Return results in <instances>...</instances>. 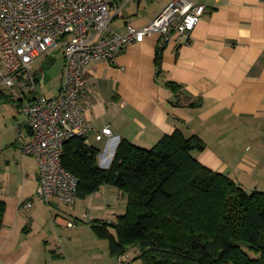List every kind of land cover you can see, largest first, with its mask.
Segmentation results:
<instances>
[{
	"label": "crops",
	"instance_id": "1",
	"mask_svg": "<svg viewBox=\"0 0 264 264\" xmlns=\"http://www.w3.org/2000/svg\"><path fill=\"white\" fill-rule=\"evenodd\" d=\"M151 1L115 0L109 28L124 33L127 24L141 27L171 0ZM193 1L204 5V13L189 43L176 35L166 40L154 33L113 60L95 59L84 67L79 105L86 142L99 150V164L107 167L121 140L150 148L179 129L205 143L202 151L193 153L203 165L246 191H264L258 187L264 186V0ZM55 48L62 53L61 39L49 51ZM168 81L179 89L169 88ZM60 82L49 95L57 92ZM3 92L0 201L5 211L0 264H116L109 247L104 251L99 246L103 239L79 207L88 198L95 210L97 192L76 204L56 198L46 202L37 194V160L21 152L32 133L21 109L24 100L15 88ZM106 126L112 136L96 140L95 134ZM100 190L122 197L111 185ZM66 206H73V211ZM109 206L107 213L120 207L114 201ZM69 222L74 225L67 226Z\"/></svg>",
	"mask_w": 264,
	"mask_h": 264
},
{
	"label": "trees",
	"instance_id": "2",
	"mask_svg": "<svg viewBox=\"0 0 264 264\" xmlns=\"http://www.w3.org/2000/svg\"><path fill=\"white\" fill-rule=\"evenodd\" d=\"M204 148L200 137L179 129L150 148L123 139L104 167L81 136L65 142L61 163L78 178L79 199L104 185L126 197L113 222H90L111 256L136 248L145 264H264V191H246L203 165L193 153ZM4 211L0 201V225Z\"/></svg>",
	"mask_w": 264,
	"mask_h": 264
},
{
	"label": "built area",
	"instance_id": "3",
	"mask_svg": "<svg viewBox=\"0 0 264 264\" xmlns=\"http://www.w3.org/2000/svg\"><path fill=\"white\" fill-rule=\"evenodd\" d=\"M114 1L0 0V86L15 88L24 100L21 109L32 133L21 152L36 158L37 194L46 202L56 198L76 204L79 200L78 178L63 167L61 157L65 142L87 133L79 105L84 67L95 59L113 60L127 46L154 33L166 40L176 35L189 43L204 13V5L193 0H171L145 25L127 24L124 33H119L109 28ZM59 39L61 82L55 94L47 95L38 90L39 78L32 66ZM111 136V128L106 126L95 139ZM118 260L125 263L127 254L119 255Z\"/></svg>",
	"mask_w": 264,
	"mask_h": 264
},
{
	"label": "rangeland",
	"instance_id": "4",
	"mask_svg": "<svg viewBox=\"0 0 264 264\" xmlns=\"http://www.w3.org/2000/svg\"><path fill=\"white\" fill-rule=\"evenodd\" d=\"M156 0H152L151 2H154ZM62 53L60 49L55 48L42 56H39L34 64H33V71L35 74H38L39 78V86L38 90L46 93V94H52V88L58 86L60 80H61V71H62ZM0 90L4 91L6 90L4 87L0 86ZM9 98V96H6ZM11 100V97L9 98ZM6 110V109H5ZM3 111L0 109V113ZM249 188V185H246L245 188ZM259 188L264 189V186H258ZM247 188V189H248ZM250 189V188H249ZM88 198L86 200L82 201L79 205L80 209L83 210L85 213H88V216L85 218L89 221L93 220L92 218H103L104 220L109 219V220H115L117 214H122L124 213L126 209V197L122 198L119 195H116V193L111 194H105L104 195V190L97 191L95 195V205L96 208L95 210L92 211V209L88 206ZM114 201V204L117 203L119 204L120 207H117V212L116 210H111L112 212H116L117 214H110L111 211L108 213L106 212V208H110L112 206L116 207L115 205L109 206L111 202ZM109 203V204H108ZM73 206H66L65 210L68 212L73 211ZM122 207V209H121ZM107 213V214H106ZM91 215H93L91 217ZM111 216V218H110ZM80 226H83L80 223ZM111 231H114L113 228L110 229ZM98 240V239H97ZM99 246H102V250L108 251V242L105 240H98ZM138 254V250L135 248L134 250L129 249L127 252V262L123 264H145L142 259H135V257ZM116 264H120L118 257L114 258Z\"/></svg>",
	"mask_w": 264,
	"mask_h": 264
}]
</instances>
